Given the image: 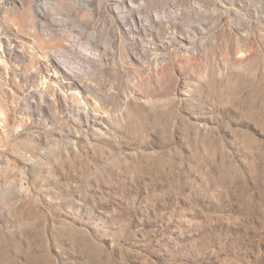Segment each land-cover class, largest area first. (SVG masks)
<instances>
[{
    "label": "rangeland",
    "instance_id": "rangeland-1",
    "mask_svg": "<svg viewBox=\"0 0 264 264\" xmlns=\"http://www.w3.org/2000/svg\"><path fill=\"white\" fill-rule=\"evenodd\" d=\"M0 264H264V0H0Z\"/></svg>",
    "mask_w": 264,
    "mask_h": 264
},
{
    "label": "bare ground",
    "instance_id": "bare-ground-1",
    "mask_svg": "<svg viewBox=\"0 0 264 264\" xmlns=\"http://www.w3.org/2000/svg\"><path fill=\"white\" fill-rule=\"evenodd\" d=\"M73 2H81L84 3L85 0H72ZM88 0H86V4H87ZM2 46V43H1ZM51 59V58H50ZM49 59V60H50ZM51 64L53 65V67L55 68V70H57V73H60L61 75L63 74H67L69 77H72V73H70L66 68H64L59 62H57L54 58H52L51 60Z\"/></svg>",
    "mask_w": 264,
    "mask_h": 264
}]
</instances>
